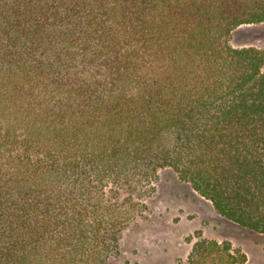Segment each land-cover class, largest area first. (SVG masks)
I'll use <instances>...</instances> for the list:
<instances>
[{
    "label": "trees",
    "instance_id": "trees-1",
    "mask_svg": "<svg viewBox=\"0 0 264 264\" xmlns=\"http://www.w3.org/2000/svg\"><path fill=\"white\" fill-rule=\"evenodd\" d=\"M264 0H0V264H107L171 168L264 235ZM191 241V237L187 239ZM195 232L184 264H245Z\"/></svg>",
    "mask_w": 264,
    "mask_h": 264
},
{
    "label": "rangeland",
    "instance_id": "rangeland-1",
    "mask_svg": "<svg viewBox=\"0 0 264 264\" xmlns=\"http://www.w3.org/2000/svg\"><path fill=\"white\" fill-rule=\"evenodd\" d=\"M230 43L234 48L264 50V23L238 27ZM155 188L144 217H137L125 228L118 253L109 257L107 264H184L197 231L207 239L228 241L233 250L246 255L245 264H264V235L221 217L211 202L181 182L173 169H159Z\"/></svg>",
    "mask_w": 264,
    "mask_h": 264
}]
</instances>
